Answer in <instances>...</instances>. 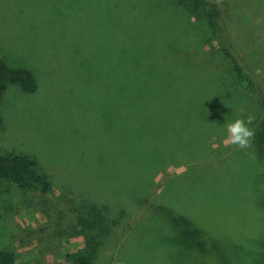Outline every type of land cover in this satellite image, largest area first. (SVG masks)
Masks as SVG:
<instances>
[{
	"label": "rangeland",
	"instance_id": "rangeland-1",
	"mask_svg": "<svg viewBox=\"0 0 264 264\" xmlns=\"http://www.w3.org/2000/svg\"><path fill=\"white\" fill-rule=\"evenodd\" d=\"M236 1L230 40L256 98L177 0H0V59L37 84L3 95L0 157L32 158L53 185L0 180V248L17 264H182L185 245L203 255V242L208 264H264V0H224ZM199 53L215 64L191 62ZM232 111L253 117L247 149L222 134ZM93 205L104 222L79 233Z\"/></svg>",
	"mask_w": 264,
	"mask_h": 264
},
{
	"label": "trees",
	"instance_id": "trees-1",
	"mask_svg": "<svg viewBox=\"0 0 264 264\" xmlns=\"http://www.w3.org/2000/svg\"><path fill=\"white\" fill-rule=\"evenodd\" d=\"M242 1L247 3L246 0ZM177 3L190 7L198 16L206 20L217 41L221 56L226 58L232 66L239 87L248 96L253 98L258 97L261 94L258 76L248 65L247 59L232 45L229 31L230 25H227L230 16L240 8L239 1L229 4L224 2V0H177ZM246 5L244 6L247 8ZM205 54L199 53V58L202 59L195 61L192 58L190 61L197 64H215V62L209 59L205 60ZM182 58L188 60L186 57ZM133 84H131L133 91H138V93L143 92L141 90L139 91L137 84H135L136 86H133ZM9 85H18L26 93H34L37 91V84L31 71L27 69H12L5 61L0 59V104ZM2 129L3 126L0 120V133ZM262 132L264 139V124L262 126ZM119 155L123 158L131 159L134 164L139 163L140 159L138 158L142 157L139 153H133L131 155V151H121ZM122 167L123 164L118 165V169ZM118 178L126 187L130 185L135 186L133 184L138 183L136 178H128L126 183L123 177L118 176ZM0 180L10 181L22 188H33L42 194H49L53 189L51 181L47 177H42L39 174L36 162L25 155L0 157ZM102 215L100 209L95 205L91 206L89 215L78 219L77 231L79 233H85L96 230L104 222ZM218 229L213 226L215 235L220 236ZM196 245L200 246L199 244ZM203 245L205 250L203 255L198 247L191 245L192 249L189 251L188 246L185 245L184 250H181L182 252L178 262L182 264H208L207 245L204 242ZM224 256L225 253H220L219 255L220 258ZM67 259L72 264H97L94 257L90 255L72 254L68 255ZM0 264H17L16 254L0 248ZM216 264L222 263L217 262Z\"/></svg>",
	"mask_w": 264,
	"mask_h": 264
},
{
	"label": "clouds",
	"instance_id": "clouds-1",
	"mask_svg": "<svg viewBox=\"0 0 264 264\" xmlns=\"http://www.w3.org/2000/svg\"><path fill=\"white\" fill-rule=\"evenodd\" d=\"M252 119L251 116L239 118L234 111L231 115H226L224 117L225 123L220 126L225 141L230 142L231 145L240 150L247 149L254 135V131L250 127Z\"/></svg>",
	"mask_w": 264,
	"mask_h": 264
}]
</instances>
